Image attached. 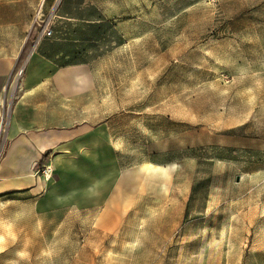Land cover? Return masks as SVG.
<instances>
[{
	"label": "rangeland",
	"instance_id": "rangeland-1",
	"mask_svg": "<svg viewBox=\"0 0 264 264\" xmlns=\"http://www.w3.org/2000/svg\"><path fill=\"white\" fill-rule=\"evenodd\" d=\"M37 48L86 103L28 165L0 111V264H264V0H0L2 109Z\"/></svg>",
	"mask_w": 264,
	"mask_h": 264
},
{
	"label": "crops",
	"instance_id": "crops-1",
	"mask_svg": "<svg viewBox=\"0 0 264 264\" xmlns=\"http://www.w3.org/2000/svg\"><path fill=\"white\" fill-rule=\"evenodd\" d=\"M36 51L28 67L24 68L22 81L18 85L15 84L14 89L21 87L22 93L15 97L16 90H13L9 93L10 97H3V105H6L7 109H2L0 101L1 113L7 111L8 123L4 136L14 139L8 150L9 157L4 161L5 165H13L20 155V163L24 165L40 159L41 152L63 141V138H66L64 136L70 133L68 122L80 119L79 115H71L70 97H74L76 104L86 103V70L75 64L61 67L63 64L60 65L57 61V54L50 56L39 48ZM13 70L14 68H0V92L2 86L7 85L5 95L8 94L9 77ZM51 72L54 81L43 79ZM3 79L5 80L2 81ZM59 136L62 138L59 139ZM26 187L27 184L16 182L8 188L6 181L0 177V193L8 189L21 190ZM39 189L41 185L36 190Z\"/></svg>",
	"mask_w": 264,
	"mask_h": 264
},
{
	"label": "bare ground",
	"instance_id": "bare-ground-1",
	"mask_svg": "<svg viewBox=\"0 0 264 264\" xmlns=\"http://www.w3.org/2000/svg\"><path fill=\"white\" fill-rule=\"evenodd\" d=\"M162 167L160 165H153L151 170L152 171H156V170H160Z\"/></svg>",
	"mask_w": 264,
	"mask_h": 264
},
{
	"label": "built area",
	"instance_id": "built-area-1",
	"mask_svg": "<svg viewBox=\"0 0 264 264\" xmlns=\"http://www.w3.org/2000/svg\"><path fill=\"white\" fill-rule=\"evenodd\" d=\"M51 34V30L49 28L44 30V35H50Z\"/></svg>",
	"mask_w": 264,
	"mask_h": 264
},
{
	"label": "trees",
	"instance_id": "trees-1",
	"mask_svg": "<svg viewBox=\"0 0 264 264\" xmlns=\"http://www.w3.org/2000/svg\"><path fill=\"white\" fill-rule=\"evenodd\" d=\"M45 157V154L42 156V159Z\"/></svg>",
	"mask_w": 264,
	"mask_h": 264
}]
</instances>
